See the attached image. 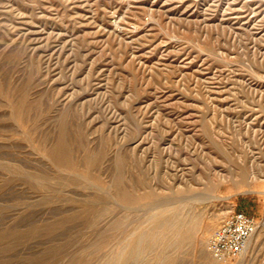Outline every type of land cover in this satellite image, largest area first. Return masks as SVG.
I'll return each instance as SVG.
<instances>
[{
	"label": "rangeland",
	"instance_id": "rangeland-1",
	"mask_svg": "<svg viewBox=\"0 0 264 264\" xmlns=\"http://www.w3.org/2000/svg\"><path fill=\"white\" fill-rule=\"evenodd\" d=\"M262 1L0 0V264H264Z\"/></svg>",
	"mask_w": 264,
	"mask_h": 264
},
{
	"label": "built area",
	"instance_id": "built-area-1",
	"mask_svg": "<svg viewBox=\"0 0 264 264\" xmlns=\"http://www.w3.org/2000/svg\"><path fill=\"white\" fill-rule=\"evenodd\" d=\"M257 226L258 220L254 214L233 209L210 236L209 245L215 257L227 260L243 253Z\"/></svg>",
	"mask_w": 264,
	"mask_h": 264
},
{
	"label": "bare ground",
	"instance_id": "bare-ground-1",
	"mask_svg": "<svg viewBox=\"0 0 264 264\" xmlns=\"http://www.w3.org/2000/svg\"><path fill=\"white\" fill-rule=\"evenodd\" d=\"M263 2V1H262ZM264 3V2H263ZM263 11V10H262ZM261 11V12H262ZM260 12V13H261ZM264 50V49H263ZM27 57V56H26ZM59 153V152H58ZM56 161V160H55ZM246 171V170H245ZM244 171V172H245ZM244 172H242L243 174H245ZM244 176V175H243ZM256 174H255V171H253V174H252V177H255ZM248 178V177H247ZM249 178H250V175H249ZM259 226H257L255 232L252 234V236L250 237L249 239V242H248V248L253 244V239L255 237L256 234H259ZM209 232H203L200 237H199V244H200V247L201 249L205 252V254L207 256H209L211 259H213L215 261V264L217 262V264H223L222 262H218L216 261V259H214V254L212 253V251L210 250L209 248ZM123 244V243H122ZM216 258V257H215ZM223 261V260H222ZM239 261V260H238Z\"/></svg>",
	"mask_w": 264,
	"mask_h": 264
}]
</instances>
